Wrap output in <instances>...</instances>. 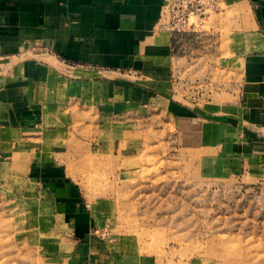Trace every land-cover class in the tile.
<instances>
[{
	"label": "crops",
	"instance_id": "1",
	"mask_svg": "<svg viewBox=\"0 0 264 264\" xmlns=\"http://www.w3.org/2000/svg\"><path fill=\"white\" fill-rule=\"evenodd\" d=\"M240 3L247 20L234 38L245 53L232 97L184 104L165 84L175 40L164 0H0V171L31 188L48 264H135L93 233L98 199L88 205L75 189L57 132L147 101L203 169L248 177L264 211V0H229Z\"/></svg>",
	"mask_w": 264,
	"mask_h": 264
},
{
	"label": "rangeland",
	"instance_id": "2",
	"mask_svg": "<svg viewBox=\"0 0 264 264\" xmlns=\"http://www.w3.org/2000/svg\"><path fill=\"white\" fill-rule=\"evenodd\" d=\"M241 5L221 0L195 32H171L176 48L165 84L176 102L232 97L245 53L234 38L247 20ZM131 77L139 82V74ZM167 115L147 101L57 132L75 189L88 205L98 199L91 207L93 233L135 264H264L258 188L248 177L203 169L196 155L178 148ZM30 190L21 173L11 178L0 171V264H48Z\"/></svg>",
	"mask_w": 264,
	"mask_h": 264
},
{
	"label": "built area",
	"instance_id": "3",
	"mask_svg": "<svg viewBox=\"0 0 264 264\" xmlns=\"http://www.w3.org/2000/svg\"><path fill=\"white\" fill-rule=\"evenodd\" d=\"M221 0H164L162 20L169 32H195V27L219 8ZM174 35V34H173Z\"/></svg>",
	"mask_w": 264,
	"mask_h": 264
}]
</instances>
